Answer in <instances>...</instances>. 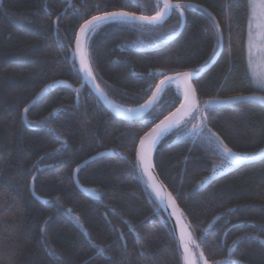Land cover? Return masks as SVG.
<instances>
[{"label": "trees", "instance_id": "1", "mask_svg": "<svg viewBox=\"0 0 264 264\" xmlns=\"http://www.w3.org/2000/svg\"><path fill=\"white\" fill-rule=\"evenodd\" d=\"M172 2L193 5L184 9L185 29L173 41L182 24L179 11L156 27L106 23L87 34L85 54L94 81L113 107L141 108L165 74L200 70L220 52L210 13L223 33V50L213 68L194 80L199 106L209 117L204 123L236 155H261L264 104L205 103L239 94L264 96L248 65L247 0H233L234 6H228L230 0ZM143 4L0 0V264H183L178 240L136 158L139 138L181 105L182 92L169 85L151 116L119 117L93 93L72 59L85 20L105 11L155 14L156 0ZM196 116L161 141L154 163L181 209L197 264H203L201 253L209 264L223 260L238 237L247 238L233 258L264 264V245L253 238H264V159L234 164L200 186L225 157L187 134L201 123ZM87 162L77 176L81 187L95 191L93 197L74 182L76 169Z\"/></svg>", "mask_w": 264, "mask_h": 264}, {"label": "snow or ice", "instance_id": "2", "mask_svg": "<svg viewBox=\"0 0 264 264\" xmlns=\"http://www.w3.org/2000/svg\"><path fill=\"white\" fill-rule=\"evenodd\" d=\"M138 7H143V0H134ZM239 3H244V0H237ZM228 6H234L233 0H230ZM246 11L250 8L253 12L259 10L258 14L261 17H264V0H247V3L244 4ZM191 8L193 5L187 4L184 5L182 3H173L172 0H157L156 11L154 15H137L135 12L117 10V11H105L102 15L92 16L91 19L85 20L84 24L80 27L81 34L87 33H95L97 29L100 28L101 25L106 23H111L117 26H131L136 27L137 25L142 29L144 26H159L164 21L165 18L171 15L174 12L179 11L181 19H183V13L185 8ZM206 11V10H205ZM211 20V26L217 29L215 35L219 39L223 33L219 30V22L216 21L215 17H212L211 14H208ZM229 32L232 30V25H227ZM258 28L264 30V24H260L257 26ZM249 56L251 61V48L252 44V31H251V22L249 24ZM175 35V33H173ZM262 38H264V32H262ZM76 50L80 56L81 68L91 76V71L87 68L85 64V56L81 47V38L77 37L76 39ZM200 70L195 71H182L178 72L175 77L167 76L165 74V79L160 81V84L156 85V92L153 93L152 97L146 102L145 105L141 106L140 110L151 108L153 103L157 100V93H159L162 88L166 84H170L175 82L178 87H182L183 89V98L184 102L181 106L170 116H166L164 120L160 121L154 128H152L149 132H146L142 137L139 138V148L136 151V158L139 161V166L143 169L144 172H147L148 169L152 166V153L156 148L157 144L161 141L165 134L171 132L172 130H180L183 131L187 128V125L191 123V121L197 118L196 114L199 113L201 116L200 124H193L192 128L187 130V134L193 137H200L205 140L207 143V147L212 150L213 153L221 154L225 157V163L228 165L234 164L237 160L242 159V157L236 156L233 153L232 149L229 148L226 144L219 140L218 137H215L214 134L210 132L207 128V125L204 123L209 117L204 115L203 110L200 108L196 101V88L192 84V79L199 75ZM153 76L152 73H148V78ZM255 84L259 86L261 90H264V76L259 77ZM151 85H149V89ZM259 99L264 101V96L260 97H248L244 94H239L236 96H231L227 98V101L220 100H209L206 101V104H215V103H225V102H240L246 99ZM28 108H25V113L28 112ZM127 112L131 113L134 109H127ZM151 116V113H149ZM25 123L28 121L25 119ZM44 124H47V121H44ZM100 155H105V153H101ZM264 207V206H262ZM230 212L233 210H229ZM51 219V218H50ZM261 229L264 230V226H261ZM41 233L45 234V228H41ZM226 237L227 233H225V238L221 244V247L226 246ZM46 238V235L43 236ZM247 237H238L233 241L234 247L228 248V254L223 260H214L213 264H242V261L239 259H234L233 256L237 251L238 244L242 242ZM254 239L259 240L260 244L264 245V238L259 236L253 237ZM202 243L206 244V240L202 241ZM189 244L190 240L185 235L183 227L181 228V233L179 236V240L177 241V252L180 251L181 247L183 249L185 264H195L194 261L189 259L187 255L189 252ZM199 245H197L198 247ZM103 251V249H101ZM214 254V253H213ZM52 255H56L55 252ZM200 258L203 260V264H209L208 259H204L203 253L200 254ZM179 264V262H178Z\"/></svg>", "mask_w": 264, "mask_h": 264}, {"label": "water", "instance_id": "3", "mask_svg": "<svg viewBox=\"0 0 264 264\" xmlns=\"http://www.w3.org/2000/svg\"><path fill=\"white\" fill-rule=\"evenodd\" d=\"M69 3L70 4H69L68 8L65 10L64 13H66V11L69 8L72 7V1H70ZM172 14L169 15L168 17H166L165 18V21L161 25L166 24L169 21V19L171 18ZM57 23H58V21H56V27H57ZM149 26H151V25H149ZM185 26H186V16H185V13H183V19H182L181 27H180L179 31L170 39V41H173L174 39L178 38L182 34V32L184 31ZM153 27H156V26H153ZM219 30H221V29L219 28ZM87 34H81L80 31H79L78 37L81 38V47L83 45L84 40L86 39ZM220 38H221V48H220V52L217 54V56L214 58V60L211 62V64L209 66L202 68V71L199 72V75L196 76V77H194L192 79V84H193L194 87H195L194 80L200 79L206 72H208L210 69H212L213 66L216 64V62L218 61V59H219V57H220V55L222 53V50H223V35ZM72 59H73V61H77V63L80 66V69H81V71L83 73V69L81 68L80 56H79V54L77 53V50H76V44H75V53L72 54ZM83 75H84V73H83ZM175 76H172V77H175ZM84 77H85V75H84ZM85 80H86L87 84L89 85V87L91 88V90L93 91V93L114 114L118 115L119 117H123V118H135V117H127V116L119 113L112 106V104L110 102H108V100H106V98L104 97L102 91L100 90L99 86L96 84V82L94 81V79H93V81H90L89 79H86V77H85ZM166 85L162 88V90L159 93H157V100H158V97L161 94V92L165 89ZM155 92H156V90H155ZM253 96L260 97L262 95H251V96H248V97H253ZM157 100L153 103V105H152L151 108L145 109L144 112H143V114H141L140 116H142V117L146 116L152 110V108L155 106ZM218 100H220V101H227V99H218ZM196 101H197V103L199 105L197 91H196ZM249 101H256V102H260V103L264 104V101H261L259 99H251L250 98V99H246V100L240 101V102H225V103L210 104L209 107H220V106H226V105H231V104H241V103H245V102H249ZM183 102H184V99H183L182 103ZM31 107L32 106H29L28 109H30ZM26 114L27 113H24L25 116H26ZM136 117H138V116H136ZM236 156H238V155H236ZM238 157H241V156H238ZM154 158H155V154H154L153 159L151 157L152 166L148 169L147 172H144L143 169L141 168L142 169V173H143L145 179L147 180V182L150 184L152 190L155 192L157 198L161 202V205L163 207L165 216L167 217V219H168V221H169V223H170V225L172 227V230L174 232L175 237L177 238V240H179V236H180V233H181V228L183 227V229H184V227H185L187 230H188V228L186 226V222H185V220L183 218V214L181 212L180 207L178 206V203H177L176 199L171 194V192L168 190V188L164 185V183L162 182V180H161V178H160V176H159V174H158V172L156 170V166H155V163H154ZM263 159H264V153H262L259 156L253 157V158H243L242 157V159L237 160V162L234 163V164L239 165V166H243V165H248V164H252V163H256V162L262 161ZM88 163L89 162H87V163L79 166L76 169V171L74 173V182H75V184L77 185V187L80 189V191L84 195L89 196V197H93L95 195V191L90 190V189H85V188L81 187L80 184H79V181H78V176H77L78 175V172L81 169H83ZM40 201L41 202H44L42 200H40ZM184 232H185V230H184ZM189 240H190L189 252H188L187 255L189 256V259L192 260V256L194 254V246H193V240H192L191 233H190ZM180 250H181V253H182L183 264H185V260H184V255L185 254L183 253L182 247H181Z\"/></svg>", "mask_w": 264, "mask_h": 264}, {"label": "rangeland", "instance_id": "4", "mask_svg": "<svg viewBox=\"0 0 264 264\" xmlns=\"http://www.w3.org/2000/svg\"><path fill=\"white\" fill-rule=\"evenodd\" d=\"M258 12L259 10L253 12L250 9L249 24L251 22V31L253 37L252 39L253 47L251 48V61L249 56V31H250L249 25H248V39H247L248 65L254 81H256L259 77L264 76V38H262V32H264V30L257 27L260 24H264V17H261L258 14ZM85 43H86V39H85ZM174 86L182 92L181 87H178L177 84H174ZM261 92L264 93V90H261ZM144 110L142 111V114ZM126 113L132 114L134 112L129 113L126 111ZM233 168H234V164L228 165L224 161L220 165L216 166L212 174L209 177H207L204 181H202L199 185L205 186L214 178L229 172Z\"/></svg>", "mask_w": 264, "mask_h": 264}, {"label": "bare ground", "instance_id": "5", "mask_svg": "<svg viewBox=\"0 0 264 264\" xmlns=\"http://www.w3.org/2000/svg\"><path fill=\"white\" fill-rule=\"evenodd\" d=\"M85 40H84V42H83V45H82V50H83V53H84V56H85V64H86V66H87V68L89 69V65H88V60H87V57H86V54H85ZM90 70V69H89ZM83 73H84V75H85V77H86V79H89L90 81H93V77H92V75L91 76H89L84 70H83ZM174 84H176L175 82H172V83H170V84H167L166 85V87L167 86H169V85H174ZM181 89H182V87H181ZM182 94H183V89H182ZM119 113H121V114H123V115H125V116H127V117H136V116H140V113L142 114V111L143 110H140L141 108H139V109H134V113H132V114H128V113H126V109H122V108H118V107H114ZM175 130V129H174ZM173 131V130H172ZM171 131V132H172ZM171 132H169V133H167V134H165L164 135V137L161 139V141L168 135V134H170ZM161 141L157 144V146H156V148L153 150V153H152V159H153V157H154V154H155V152H156V150H157V148H158V146H159V144L161 143ZM184 230H185V235L189 238L190 237V233H189V231L184 227ZM192 261H194L195 262V264H197V260H196V257H195V255L193 254V256H192Z\"/></svg>", "mask_w": 264, "mask_h": 264}]
</instances>
